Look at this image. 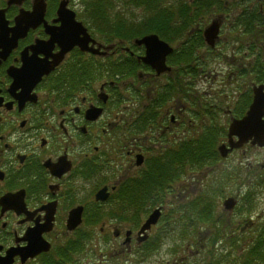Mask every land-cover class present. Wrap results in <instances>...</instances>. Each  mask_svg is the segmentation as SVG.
Wrapping results in <instances>:
<instances>
[{"label": "flooded vegetation", "instance_id": "obj_1", "mask_svg": "<svg viewBox=\"0 0 264 264\" xmlns=\"http://www.w3.org/2000/svg\"><path fill=\"white\" fill-rule=\"evenodd\" d=\"M60 1L46 0L43 20L30 27L11 49L0 45V260L6 257L10 264H126L130 255L139 251L147 255L164 244L167 214L163 205H151L152 200L138 208L137 220L132 221L131 205L127 201L116 205L115 196L122 191L119 186L124 187L127 198L134 179L147 173L163 154L165 134L178 138L177 131L188 114L181 108L180 97H174L157 111L155 124H146L138 133L132 129L137 102L125 97L123 90L128 94L133 90L143 93V108L150 103L147 96H155L163 85L165 73L157 75L142 62L135 75L118 72V67L126 65V53L134 54L130 45L119 38L107 41L87 29L95 41L88 46L98 48L99 53L83 51L75 45L46 72L53 55L60 50L57 42L48 44L50 34L46 31L60 26L55 21ZM114 5L120 4L111 6ZM226 5L223 13H213L209 23L205 18L201 23L205 50L200 57L213 53L222 57L218 65L213 63L219 69L213 70L216 76L222 71L235 74L236 60L253 58L256 65L264 45V0H226ZM33 6L34 0L9 5L5 0L0 9H5L7 26L12 27L20 11H32ZM84 6L67 0L66 7L75 12ZM252 17V22H246ZM75 18L82 21L77 13ZM214 21L218 23L217 34L213 46H208L204 31ZM221 31L226 34L223 42L229 47L227 54L216 49ZM137 48L136 57L144 53L143 46ZM167 64L171 67L168 59ZM199 82L202 84V79ZM248 85L243 90L250 91L251 101L252 82ZM247 147L264 149L247 142L231 153ZM139 156L141 163L137 164ZM177 181L172 183L173 192ZM257 183V188L264 185L260 180ZM88 185L92 188L86 194ZM102 188H106L103 200L96 198ZM156 208L161 209L159 218L140 232ZM232 213L210 211V225L193 227L185 250L194 247L197 253L205 250V244L220 249L224 233L229 232L244 255L255 236L264 234V220L253 219L250 213L234 228L229 219ZM237 216L244 217L240 212ZM122 218L127 220L120 221ZM197 229L205 230L206 236H197L198 244L193 241ZM106 235L121 242L110 244L102 252L97 236ZM177 236L174 234L173 240H179ZM30 245L41 249L23 260L21 250Z\"/></svg>", "mask_w": 264, "mask_h": 264}, {"label": "trees", "instance_id": "obj_2", "mask_svg": "<svg viewBox=\"0 0 264 264\" xmlns=\"http://www.w3.org/2000/svg\"><path fill=\"white\" fill-rule=\"evenodd\" d=\"M79 1L85 4V8L81 10L78 16L92 35L99 34L103 38H108L107 41H112L115 38L124 40L134 52L133 55L126 53V65L118 67L116 69L118 72L125 73L126 71L128 74L135 75L142 68V63L136 58L138 48L132 43L134 38L148 33H156L165 41L178 44L169 56L171 69L165 73L163 85L155 91V96V93L147 96L150 98L147 102L150 101V103L142 108L141 99L146 96L141 92L128 94L130 100L137 102V106L134 107L137 111L132 115V129L136 133L142 130L146 124H155L158 116L157 111L177 96L180 97L183 112L186 114L192 112L199 120L195 129L196 132L192 135L184 133V130L188 132L189 126L193 127L190 120H182L181 125L184 130L178 138L172 137L171 134H165L166 147H164L163 154L154 160L147 173H142L134 179L132 191L129 192L127 198H125L124 187L119 186L122 191L117 192L115 196L116 205L124 204L127 201L132 207V221H136L137 215L135 213L138 208H143L146 202L153 200L151 205H163L165 210L171 211L172 216L170 215L167 220L173 217L175 220L173 223L176 224L174 231L177 228L180 235L187 237H190L191 229L200 221L213 219L208 213L214 210L219 211L220 199L232 195L234 191L241 192L242 196L241 207L236 206L235 209L237 210L235 211H239L240 215L248 216L253 210V193L259 182L255 181L258 177L254 176L250 182L245 179V183H237L236 180L241 178V169L238 166L231 169H221L214 173L193 198L185 197L186 200L174 201L169 203V206L165 203L164 198L165 193L172 192L169 191V188H172L173 182L180 180L187 169L186 167L195 171L201 167L213 166L220 160L216 146L226 136V121H222L221 106L213 100L217 95L207 91L209 85L206 88L202 87L206 91L201 93L197 91L196 85L198 86L200 79L210 80L211 75H213L211 82L216 80L213 70L218 71L219 69L213 63L216 62L218 65L222 61V57L220 54L214 53L200 57L196 50L205 46L201 34V23L204 18L206 19L212 13L224 12L227 6L226 0ZM112 4L120 5L111 6ZM129 6L134 7L129 14L121 10L123 7ZM254 18L246 19V22H252L251 19ZM128 19L131 20L128 21ZM206 49L210 51L209 48ZM237 61L238 63L234 64L236 71L233 74L235 75L234 81L238 79V75L241 77L245 73L246 69H243L245 65L249 68L253 67L249 63ZM249 79L264 82V68L258 69V73ZM214 87L216 88L214 89ZM214 87L216 94L224 97L217 85ZM237 101V104L232 107L236 116L246 109L250 101V91L242 90ZM186 122H189L187 127H185ZM168 137H172L170 142L167 141ZM158 195L159 198H157ZM188 198L189 200H187ZM126 220V218H122L120 221ZM231 247H233L231 250L234 253L239 254L236 239L230 240L229 248ZM246 250L247 252L236 258L232 264H264V234L259 235L258 233ZM215 252L217 253V250ZM222 252H226V250L221 249L220 253ZM225 255L229 259L227 264H231L235 255L231 251ZM209 264H222V260L221 258H213Z\"/></svg>", "mask_w": 264, "mask_h": 264}, {"label": "rangeland", "instance_id": "obj_3", "mask_svg": "<svg viewBox=\"0 0 264 264\" xmlns=\"http://www.w3.org/2000/svg\"><path fill=\"white\" fill-rule=\"evenodd\" d=\"M5 0H0V6L1 4L4 2ZM76 2H80L79 0H75ZM123 6V4H121ZM118 6V5H117ZM133 7V6H132ZM131 6L129 7H123L121 10H124V12H127L129 14V12L133 11V8ZM123 12V14H124ZM77 14H80L81 11L77 10L76 11ZM223 13V12H222ZM111 14V13H110ZM213 14V13H212ZM211 15H209L208 17H206V19H208V23L211 19ZM112 15V14H111ZM228 19V17L226 16V20ZM131 19H128V21H130ZM225 20V21H226ZM224 21V22H225ZM253 26V25H251ZM226 36V34H224L223 31L220 32V37H219V44L218 47L216 48L219 52L227 54V52L229 51V47H225L224 45V37ZM261 43L263 44V42L261 41ZM175 46H178L177 43H172ZM215 49V50H216ZM204 50L205 48H199L196 50L197 55H204ZM261 54L260 56L257 57L258 62L256 63L257 66H263L264 67V45H262L261 47ZM237 54H239V56L242 54L241 52H238ZM207 56V55H205ZM203 56V57H205ZM243 61L245 63L249 62V60L247 59H243ZM246 68L244 67L243 69H246L245 73L243 75H238V79L236 81L233 80L235 75L232 74H228L224 71H222V75H218L216 76V80L213 82V84H211V78L213 77V75L210 76V82H206L205 83V88L209 85L210 87H208L207 91L212 92L213 94L217 95V97H215L213 100L219 104V106H221L222 109V114H223V118L222 121H228L229 119V115H227V109L229 110V108L232 111V107H234L237 104V99L240 98L241 94H242V90L243 89H247V87H250L251 82H248L249 78H251L254 74L258 73L256 72L254 69L249 68L247 65H245ZM256 66V67H257ZM129 79H131L130 77H128ZM223 78V79H222ZM127 79V78H126ZM122 81V80H121ZM242 83H244L242 85ZM215 85H217V87L220 89V92L223 94L224 97H222L220 94H216V92L214 91V89L216 87H214ZM246 85H248L246 87ZM214 87V89H213ZM184 88V87H183ZM186 89V88H184ZM196 89L199 93L205 91L204 88H201L199 86L196 85ZM131 91V90H129ZM133 92V91H132ZM136 93V92H133ZM139 93V92H137ZM209 93V92H208ZM123 94L124 96H128L127 90L124 89L123 90ZM207 96H211V95H207ZM179 97V96H177ZM192 108H194L191 105ZM188 118V119H187ZM185 120H190L191 123L193 124L192 126H189L188 128V132H186L183 127L181 126L180 131L184 130V133H187L189 135L194 134L196 131L195 129L197 128L198 124H199V120L198 118H196V116L191 112L190 114L187 115V117L185 118ZM189 122H186L185 127H187ZM227 124V123H226ZM223 140V139H222ZM264 161V149H253V148H245V151L243 150H239L237 152L232 153L231 155H229L227 158L222 159L220 161H218L217 163H215L213 166H208V167H201L200 169L197 170H191L188 167H186V171H184L183 176L180 177V180L177 181L175 184L176 185V191L173 192L172 188H169V191L172 192H168L165 193V203L167 204V206H169V203H172V201H177L182 199L179 202H182L183 200H186L185 197H189V198H193L195 197L196 193L199 191V189L211 178V176L214 173H217L219 170L221 169H231L233 167H240L241 171H240V175L241 178L237 179L236 182H240V183H245V179L246 181L250 182L251 179L254 176H257L258 178H256L255 181L260 180L264 182V170L260 171L259 165L261 163H263ZM119 159L116 160V164L118 166V168L120 169V165H119ZM123 166V163L121 164ZM121 171V169H120ZM119 173V171H118ZM117 173V176H118ZM87 185V184H86ZM92 185H88L86 187V194L89 193V191L91 190ZM259 192L257 195L256 193H254V201H253V210L251 211L253 219L254 218H258L259 220H264V185L263 186H259L257 191ZM169 195H173V196H169ZM229 196H236L238 198H240L241 194L238 193L237 191H234L232 195ZM189 198L187 200H189ZM177 202V203H179ZM241 207V202L239 201L238 203V208ZM171 208V206H170ZM221 209V207H218ZM237 210V209H235ZM238 212L239 211H235L233 212L231 215H229V219L232 222L230 225L233 226L234 228H236L235 226L239 225L243 219L245 217H238ZM165 213L167 214V216L164 218V223L166 224V228L164 229V234H169V236L176 234L177 235V228L174 231V227L176 226L175 223H173L175 220L173 219V217H170L168 220L167 218L172 214L171 211L168 209L165 211ZM181 214V212H180ZM174 215V214H173ZM177 216V215H176ZM244 220H247L244 219ZM107 222V221H106ZM124 222V221H123ZM210 224L208 223V221H200L195 227L196 228H204L206 226H209ZM197 232H195V234L193 235V241L195 243H199V241H197V236H199L200 238L204 239L206 238L205 236V230L200 231V230H196ZM191 234V233H190ZM247 236L249 235V231L246 234ZM110 235H106V236H97L98 241L100 243L99 247L102 249V252L105 250H108L109 245L112 243H120L121 240H113L111 237H109ZM186 236V235H185ZM184 236V237H185ZM229 232L224 233V241L221 246H223L222 248H227V246H229V241H230V237H229ZM180 237V238H179ZM184 237H181L179 234L176 238H178L179 240H173L172 237H170L169 239H166L165 236V240L163 241L164 244H162V246L157 250V251H153L147 255H142L144 251H139L135 254L130 255L128 261L126 262V264H173V263H177L180 262L181 264H193L191 260L194 261V264H207L209 261L213 260V258L216 257H220V250L219 248H214L212 247V245L210 244H205L204 248L205 250H198L197 253L195 252L194 247L188 250H185V247L188 246L189 244V240ZM189 239H191V237H189ZM188 240V241H187ZM199 249V246H198ZM233 247L226 249V252H223L222 255V264H227V262L229 263V259L227 257H225V254H228L230 251L234 256V259L232 258L231 260V264L232 262L238 258L239 256H243L242 251H239V254L234 253ZM184 250V251H183ZM215 250H217V253L215 252ZM141 252V253H140ZM225 253V254H224ZM204 257H203V256ZM202 256V257H201ZM183 260V261H182ZM205 260L204 263H202Z\"/></svg>", "mask_w": 264, "mask_h": 264}, {"label": "water", "instance_id": "obj_4", "mask_svg": "<svg viewBox=\"0 0 264 264\" xmlns=\"http://www.w3.org/2000/svg\"><path fill=\"white\" fill-rule=\"evenodd\" d=\"M22 0H7V5L20 3ZM67 0H61L57 9L58 18L55 21L60 22V26L52 27L46 30L50 34L48 44L57 42L60 46L58 53L53 55L54 59L48 63V70L51 71L63 58L64 54L73 46L77 45L83 51L99 53L98 48L89 47L95 41L90 37L87 29L82 22L76 20L75 12L66 7ZM46 8V0H34L32 11H20L19 15L14 18V25L7 26L5 19V9H0V45H8V49L13 47L19 37L25 35L30 27H34L43 20ZM218 23L216 21L204 31V36L208 44L213 46L217 34ZM134 43L144 46V55L139 59L150 66L157 74L169 70L166 65V56L172 51V47L160 39L156 34H148L141 38H136ZM264 91L263 86L253 87V100L245 116L240 119H232L228 126L227 143L218 146L221 157H225L234 148L241 147L244 143L250 141L252 145L264 146ZM234 137L236 139H234ZM141 163V157L137 158V164ZM106 188H102L96 193V198L105 199ZM235 205V199L230 197L224 200L225 210H230ZM160 215V210L155 209L146 219L141 227V231L149 228L154 224ZM33 244V243H32ZM38 246L30 245L21 250L22 259L34 256L40 251ZM0 264H10L6 257L0 260Z\"/></svg>", "mask_w": 264, "mask_h": 264}]
</instances>
